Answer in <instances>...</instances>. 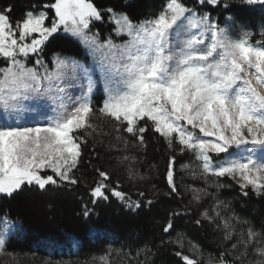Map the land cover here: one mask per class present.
I'll list each match as a JSON object with an SVG mask.
<instances>
[{
  "label": "snow or ice",
  "instance_id": "snow-or-ice-1",
  "mask_svg": "<svg viewBox=\"0 0 264 264\" xmlns=\"http://www.w3.org/2000/svg\"><path fill=\"white\" fill-rule=\"evenodd\" d=\"M232 3L193 0L189 6L185 0H165L158 13L140 21L112 7L100 8L94 0H42L27 5L16 20L14 4L0 6V108L9 116L31 102L44 121L20 126L0 117V198L11 199L26 190L75 191L82 183L77 173L87 150V166L95 175L91 184L83 181L89 196L84 217L94 210L89 202L95 206L113 199L133 214L141 208L151 210L155 198L138 191V199H133L119 181L112 183L109 171L92 163L99 156L97 145L103 143L97 136L111 135L97 131L92 118L99 116L112 124L125 152L129 146L146 151L149 133L163 141L169 153L164 196L183 199L175 163L178 156H193L195 166L186 163L181 170L202 179L205 186L190 187L191 202L199 206L212 196L216 203L211 213L205 209L190 223L197 228L205 221L217 229L222 226L225 241L237 235V224L247 225V238L241 232L232 244L233 250L243 246L234 260L246 258L251 245L264 236V225L257 230L247 220L222 216L220 209L228 205L218 193L231 187L221 182L228 178L239 181L241 196L264 197V21L255 44L251 40L256 30L243 23L239 37L233 38L238 25ZM240 3L264 13V0ZM105 16L112 31L102 37L99 28L92 29L105 23ZM125 36L124 43H116ZM68 38L84 46L90 63L58 52L50 60L46 57L50 43ZM68 88L78 89L79 94L73 97ZM101 89L104 98L97 107L94 98ZM117 159L134 186L147 179L135 166V155ZM212 177L216 180L209 184ZM209 187L215 191L209 192ZM191 215L188 205L168 211L162 232L171 236L178 221ZM15 228L10 213L0 209V253ZM183 239L184 233L177 231L175 239L161 240V245L183 249ZM141 253L145 259L138 264H154L155 253L148 244L137 255ZM255 254L261 257L256 264H264V247H257ZM175 256L183 264H198L199 258L182 251ZM225 256L221 252L218 264H232ZM99 260L108 264V255Z\"/></svg>",
  "mask_w": 264,
  "mask_h": 264
},
{
  "label": "trees",
  "instance_id": "trees-1",
  "mask_svg": "<svg viewBox=\"0 0 264 264\" xmlns=\"http://www.w3.org/2000/svg\"><path fill=\"white\" fill-rule=\"evenodd\" d=\"M42 0H0V6L12 3L15 5L12 16L14 20L20 19L25 7L31 3H40ZM165 0H94V3L100 8L112 7L117 12H126L134 21L150 18L161 10ZM189 6L193 0H185ZM237 23H243L256 30L251 42H256L259 36V24L264 21V13L260 11H251L247 6L240 3V0H233L232 13ZM216 16V13H212ZM97 23L96 28L101 30L102 37H106L112 31V25L107 23ZM122 39L117 38L116 41ZM58 52L60 55L73 57L77 60L87 63L88 56L84 53L81 45L72 38L58 39L48 45L46 57L50 60L52 53ZM103 91L100 90L94 98V104L98 107L103 100ZM92 122L97 126L100 133H110L108 136H97L98 140H103L98 144L96 152L97 158L92 159L93 164H98L104 170L112 174V183L120 182V187L132 198L138 199V191H144L146 198H155L156 203L151 210L141 208L136 214L125 211L115 200L110 203H100L93 206L90 202L89 207L94 210L89 217L84 218L82 209L84 202L89 201L88 191L83 181L92 183L95 173L87 166L89 153L86 150L84 164L77 176L81 178L82 183L75 187V191L69 192L67 189H59L55 192L51 190L47 194H41L35 191H24L18 193L11 199L0 198V209L10 213L13 221L20 223L23 232L20 235H10L7 238L5 250L0 253V264H51L55 254L48 255L44 249H38L39 240L43 238L64 240L65 234H70L81 241L77 254L73 258L79 261H87L92 257L108 255V259L113 257V252L120 249L122 259L128 257L127 253L133 257L134 264L145 259V255L137 252L148 244L155 256L151 257L154 264H183V261L175 256L176 251H182L192 259L187 250L180 249L174 244L161 245V240L168 241L176 238V232H183L184 239L199 247L203 254L214 256L217 260L213 264H218L221 252L226 253L222 245V237L214 227L206 221L203 227H195L191 220L201 218V213L211 207L209 199L203 201L197 206L191 202L192 193L190 187H204L202 179H193L192 176L181 170V165L186 164L193 156H178L176 169V182L180 188L183 199L179 197L164 196L168 191L164 173L167 167L169 153L162 140L157 141L153 134L147 136L148 147L146 151H139L131 148L127 152L123 151L122 141L116 139V133L113 131L112 124L106 119L93 116ZM127 135V134H125ZM91 147V142L89 144ZM135 155L137 157L136 167L140 172L147 176L143 182L135 186L127 179L125 165L118 162V157L122 155ZM155 165V168L153 166ZM83 174V175H81ZM216 180L212 177L209 184ZM222 183L230 184L231 187L221 189L218 193V199L227 204L241 220H247L261 229L264 225V197L257 198L254 194L249 197L240 195V188L231 179L223 178ZM155 186V187H153ZM209 192L215 189L209 187ZM159 193V195H157ZM211 199L213 198L210 196ZM216 203V200H212ZM188 205L191 208L192 215L183 217L178 221L177 230L171 233V236L164 234L161 230V224L164 222L168 211ZM210 205V206H208ZM90 226L103 229L112 236L111 241L104 235L97 236L94 241L88 238V229ZM14 254V255H10ZM225 258L237 264L230 259L226 253ZM198 264H209L202 259H198Z\"/></svg>",
  "mask_w": 264,
  "mask_h": 264
},
{
  "label": "rangeland",
  "instance_id": "rangeland-1",
  "mask_svg": "<svg viewBox=\"0 0 264 264\" xmlns=\"http://www.w3.org/2000/svg\"><path fill=\"white\" fill-rule=\"evenodd\" d=\"M239 24L240 23H237V25H238L237 31L235 33H233V38H238L240 35ZM127 39L128 38L125 36L119 42L116 41V43L122 44ZM75 41L81 45L84 53L87 55L84 46L79 41H77V40H75ZM251 43L255 44V42H251ZM61 56H63V55H61ZM64 57H69V56H64ZM81 62H83V61H81ZM90 62H91V58L88 56L87 63H90ZM68 92L71 95H73V97L75 95L79 94L78 89H74V88H68ZM37 111L38 110L36 109V105L34 103L25 102V110L24 111L13 112L9 116H5L3 109L0 108V117H3L4 119H8L9 122L12 123L13 125L19 124L20 126H35L37 122H39V123L44 122L42 119H40L37 116ZM49 115H52V113L49 112ZM187 163H193V166H195L193 159L189 160ZM233 182L237 185L239 183V181H233ZM204 199H209L208 202H211V207L208 208V210L211 213V210H212L213 206L215 205V203L212 202L213 198L211 199V197L208 196V197H205ZM208 206H210V205H208ZM220 211H221L222 216L231 217L234 215V216L238 217L234 212H232V210L229 206L227 209L221 208ZM241 221H243V220H241ZM232 222L234 224L236 223L234 220ZM218 223H219V221H218ZM15 225L17 228V223H15ZM212 226L214 227V229L218 233H220V235L222 237V245L224 246V249H225L226 253L228 254V256L230 257V259L234 260V257L240 256L241 252L243 251V246L241 245L237 249L233 250L232 244L237 242V240L239 239V233H241V232L244 233V238L245 239L247 238V225L237 224L236 225L237 235L234 236L233 239L230 241L224 240V230H223L222 226L220 229H217L215 225H212ZM16 228L13 231V233L16 231ZM256 229L261 230L259 228H256ZM13 233H11L10 235H13ZM100 236L101 235H99V237ZM105 236L108 238L109 241H111L112 236L110 235V233L107 232ZM68 240H70V238L66 234L64 235V240H57V239H51L50 240L49 238H43V239L39 240L41 247H39L38 249H44V251H46V253L48 255L49 254H51V255L55 254L56 256H58V258H55L51 264H102V262L99 260V257H101V256L95 257L96 259H93L94 257H92L87 261H79V260L73 258V256L77 254V253H75L76 249H73L69 245ZM183 244H184L183 249L187 250L191 256H193L195 258L202 259L206 262H209L211 260L212 264L217 261L214 258V256H211L208 254H203L201 252V250L199 249V247L196 246L195 244H192L190 241L183 240ZM193 245H195L196 247L193 248L192 247ZM257 247H264V236L259 237L258 242L251 245V247L248 250V256L246 258H244L242 260H234V261L237 264H256L257 260L261 259V257H258L255 254V249ZM125 253H127V255H129V256L122 259L121 250L120 249L115 250L113 252V257L111 259H108V264H134V259L129 254V252H125Z\"/></svg>",
  "mask_w": 264,
  "mask_h": 264
},
{
  "label": "built area",
  "instance_id": "built-area-1",
  "mask_svg": "<svg viewBox=\"0 0 264 264\" xmlns=\"http://www.w3.org/2000/svg\"><path fill=\"white\" fill-rule=\"evenodd\" d=\"M134 199V198H133ZM116 201V200H115ZM120 206H122L119 202H117ZM123 207V206H122ZM124 209V208H123ZM125 210V209H124ZM127 211V210H125ZM86 218V217H84ZM102 229L96 228V227H90L89 229V233H88V237L94 241L96 239V234L97 233H102ZM71 243H69V245L73 248V249H77L80 245V240L75 239L74 237H72V240H70Z\"/></svg>",
  "mask_w": 264,
  "mask_h": 264
},
{
  "label": "bare ground",
  "instance_id": "bare-ground-1",
  "mask_svg": "<svg viewBox=\"0 0 264 264\" xmlns=\"http://www.w3.org/2000/svg\"><path fill=\"white\" fill-rule=\"evenodd\" d=\"M89 229H90V227H89ZM89 229H88V233H89Z\"/></svg>",
  "mask_w": 264,
  "mask_h": 264
}]
</instances>
